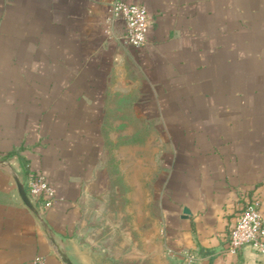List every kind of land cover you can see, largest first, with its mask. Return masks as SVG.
Wrapping results in <instances>:
<instances>
[{
	"label": "crops",
	"instance_id": "1",
	"mask_svg": "<svg viewBox=\"0 0 264 264\" xmlns=\"http://www.w3.org/2000/svg\"><path fill=\"white\" fill-rule=\"evenodd\" d=\"M115 2L146 7L143 47ZM129 95L164 170L158 245L136 244L137 262L264 264L229 251L247 202L264 218V0H0V264L111 261L107 125ZM32 175L57 194L38 214L18 189Z\"/></svg>",
	"mask_w": 264,
	"mask_h": 264
},
{
	"label": "rangeland",
	"instance_id": "2",
	"mask_svg": "<svg viewBox=\"0 0 264 264\" xmlns=\"http://www.w3.org/2000/svg\"><path fill=\"white\" fill-rule=\"evenodd\" d=\"M131 102L129 95L122 102L114 101L110 109L107 159L112 164L113 188L103 208L100 229L104 241H110L117 250L111 254V261L98 264H140L132 251L134 246L145 245L152 251L158 245L161 219L157 193L164 174L162 151L156 132L138 118ZM145 252L146 256L151 254ZM147 258L144 264H153L152 258ZM167 258L170 264H187ZM160 260L161 264H169L163 256Z\"/></svg>",
	"mask_w": 264,
	"mask_h": 264
},
{
	"label": "built area",
	"instance_id": "3",
	"mask_svg": "<svg viewBox=\"0 0 264 264\" xmlns=\"http://www.w3.org/2000/svg\"><path fill=\"white\" fill-rule=\"evenodd\" d=\"M112 19L122 20L125 25V43L131 48L139 49L147 43L150 18L143 5L115 2L111 9ZM27 196L38 212H45L54 207L57 201L56 191L43 175L29 176L25 183ZM246 247L253 248L264 255V218L260 204L255 199L247 202L240 213L236 227L229 237V251L239 253ZM185 262L193 264L198 257L193 252L180 254ZM37 264H43L42 261Z\"/></svg>",
	"mask_w": 264,
	"mask_h": 264
},
{
	"label": "water",
	"instance_id": "4",
	"mask_svg": "<svg viewBox=\"0 0 264 264\" xmlns=\"http://www.w3.org/2000/svg\"><path fill=\"white\" fill-rule=\"evenodd\" d=\"M18 189L20 192V195L23 199V201L25 202V204L36 214H38V211L35 209V207L33 206L32 202L30 201L29 197L27 196L25 189L23 187L22 184H18ZM189 214V211L187 209L184 210V215L187 216ZM64 261L66 264H72L71 261L67 258L64 257Z\"/></svg>",
	"mask_w": 264,
	"mask_h": 264
}]
</instances>
